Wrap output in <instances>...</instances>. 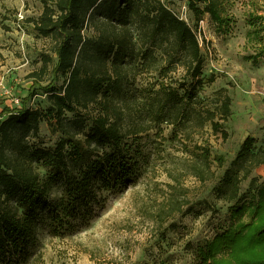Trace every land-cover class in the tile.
Returning a JSON list of instances; mask_svg holds the SVG:
<instances>
[{"label":"trees","instance_id":"trees-1","mask_svg":"<svg viewBox=\"0 0 264 264\" xmlns=\"http://www.w3.org/2000/svg\"><path fill=\"white\" fill-rule=\"evenodd\" d=\"M38 1L41 14L27 21L51 39L55 63L49 68L52 57L42 53V65L29 75L33 88L46 93L47 106L27 105L33 88L18 106L1 102L0 264L28 263L43 222L59 233L91 206L97 190L130 181L150 159V132L166 140L165 126L181 153L163 163L170 181L155 198L153 220L163 224L177 213H193L183 182L188 176L213 180L225 162L211 149L208 127L229 137L227 89L204 95L215 76H204L197 33L160 0ZM187 1L196 22L209 14L216 29L229 30L231 0ZM247 23V41L261 46L263 15L249 13ZM88 28L93 34L84 33ZM262 53L246 58L256 63ZM49 73L52 80L42 85ZM42 121L62 133L52 147L31 141ZM71 126L88 129L77 137ZM256 143L252 135L243 140L215 186L217 199L233 203L232 220L199 247L194 264H264V180L251 177L264 165V137L262 146Z\"/></svg>","mask_w":264,"mask_h":264},{"label":"rangeland","instance_id":"rangeland-1","mask_svg":"<svg viewBox=\"0 0 264 264\" xmlns=\"http://www.w3.org/2000/svg\"><path fill=\"white\" fill-rule=\"evenodd\" d=\"M165 2L196 31L200 46V41L203 42L204 76H215L204 95L214 97L220 88H226L231 97V115L226 123L229 137L224 140L208 127L211 149L214 154L225 156L224 165L216 169L213 180L201 183L188 176L183 182L189 188L193 213H177L163 224L155 222L152 216L155 198L161 199L159 191L170 181L163 163L169 155L181 150L177 141L168 139L170 126L164 128L166 140L152 131L151 147H145L150 159L140 163L136 175L125 184L97 190V199L61 232L53 231L43 222L26 264H194L199 259V247L231 223L229 206L233 203L217 199L214 188L248 135L257 138V148L263 145L264 43L260 46L248 42L246 34L250 29L249 13L264 17V0H231L227 9L234 20L225 33L216 29L209 14L196 22L187 0ZM42 10L38 0H0V109L1 102L15 107L14 97L20 102L26 99L33 88L29 75L42 65V53L52 57L49 68L55 63L51 39L38 36L33 24L27 21L38 17ZM84 33L91 35L93 30L88 28ZM259 49L263 53L256 63L246 58ZM52 78L51 73L47 74L42 85ZM56 83L60 85L62 80ZM33 90L36 93L27 100V105L47 106L43 89L35 86ZM69 129L77 137H84L88 126ZM61 135L52 133L42 121L39 136L31 141L52 147ZM252 176L258 177L259 182L264 180V165L254 169ZM250 178L242 183V193L247 191Z\"/></svg>","mask_w":264,"mask_h":264},{"label":"built area","instance_id":"built-area-1","mask_svg":"<svg viewBox=\"0 0 264 264\" xmlns=\"http://www.w3.org/2000/svg\"><path fill=\"white\" fill-rule=\"evenodd\" d=\"M160 1H161L162 3H164L166 6H168V5L166 4L165 0H160ZM168 7L172 10V12H173L174 14H176L177 16H179L180 18H182V17L179 15V13H177L174 9H172L170 6H168ZM182 19H184V18H182ZM202 21H203V20H202ZM200 44H201V46H203V42H202V41H200ZM207 48H208L209 52L212 53L210 47L207 46ZM6 92L9 93L8 90H6ZM13 101H14L15 105H17V106L21 103V102H20V99H19L18 97H14V98H13Z\"/></svg>","mask_w":264,"mask_h":264}]
</instances>
